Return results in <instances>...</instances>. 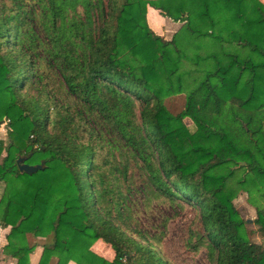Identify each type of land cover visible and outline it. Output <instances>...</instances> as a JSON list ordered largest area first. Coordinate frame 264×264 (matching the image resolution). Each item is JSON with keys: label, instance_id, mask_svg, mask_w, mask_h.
Returning a JSON list of instances; mask_svg holds the SVG:
<instances>
[{"label": "trees", "instance_id": "trees-1", "mask_svg": "<svg viewBox=\"0 0 264 264\" xmlns=\"http://www.w3.org/2000/svg\"><path fill=\"white\" fill-rule=\"evenodd\" d=\"M147 6L209 36L207 57L155 33ZM3 117L0 225L16 264H30L28 234L49 238L36 264H171L134 216L135 179L196 209L188 240L209 264H264V204L256 242L233 202L238 189L264 196L260 0H0ZM18 157L41 167L20 171Z\"/></svg>", "mask_w": 264, "mask_h": 264}, {"label": "rangeland", "instance_id": "rangeland-1", "mask_svg": "<svg viewBox=\"0 0 264 264\" xmlns=\"http://www.w3.org/2000/svg\"><path fill=\"white\" fill-rule=\"evenodd\" d=\"M171 21L173 20L171 19ZM184 29L187 34L189 32L187 37L184 32L182 34L181 32H172L166 39H172L188 58L207 57L211 48V38L201 35L199 32H191L187 29L186 23ZM163 37L165 38V36ZM184 104L185 93L172 95L165 100V106L173 115L182 111ZM0 120L2 121L0 124V139L7 143V132L10 129L8 120L5 117ZM182 121L190 130H194V124L190 117L185 116ZM3 155L4 152L0 155V162ZM241 165H244L243 162ZM242 174V169L238 168L235 176L228 181V185H236V177L242 176ZM261 188L264 189V186L261 185ZM1 192L2 187H0V195ZM166 196L170 198L169 195ZM166 196L158 193L150 195L148 188L143 187L140 181L135 179L130 199L133 203L134 216L137 218L140 228L147 230L149 234H156L159 239V251L171 264H209L205 248L201 247L198 251H195L188 240V230L195 226L196 209L182 200H170ZM233 202L241 217L247 221L246 227L255 231L256 226L252 222L255 217L254 207L255 205L264 204V196L254 189L249 191L238 189ZM26 238L27 242L34 246L30 259L32 263H36L42 251L41 244L47 242L49 238L35 237L31 234L26 235ZM252 239L256 242H262V237L256 231ZM91 249L108 260L113 258V250L103 241L94 243ZM68 264H74V262Z\"/></svg>", "mask_w": 264, "mask_h": 264}, {"label": "crops", "instance_id": "crops-1", "mask_svg": "<svg viewBox=\"0 0 264 264\" xmlns=\"http://www.w3.org/2000/svg\"><path fill=\"white\" fill-rule=\"evenodd\" d=\"M264 4V0H260ZM151 15V18L154 21V24L158 26V29L153 27L150 23L149 17ZM146 18L148 25L150 28L157 34L165 36V38H168L170 33H180L184 32V35L187 37L188 34L186 33V30L184 29L185 23L180 21H171V19L167 16H164L160 10L155 9L151 6H147L146 8ZM185 30V31H184ZM9 231V227H4L0 225V264H16V259L10 255H6L3 251V246L6 244V234ZM37 263V262H36ZM32 263V260L30 259V264H36Z\"/></svg>", "mask_w": 264, "mask_h": 264}, {"label": "water", "instance_id": "water-1", "mask_svg": "<svg viewBox=\"0 0 264 264\" xmlns=\"http://www.w3.org/2000/svg\"><path fill=\"white\" fill-rule=\"evenodd\" d=\"M1 120H0V124H1ZM16 163L18 165V169L20 171H25L27 173H32V172H35L36 170H38L41 165L39 164H29V163H26V162H23V158L22 157H18L16 159Z\"/></svg>", "mask_w": 264, "mask_h": 264}]
</instances>
